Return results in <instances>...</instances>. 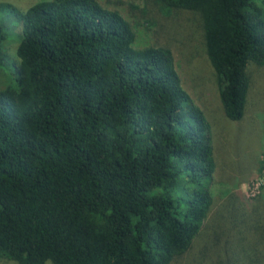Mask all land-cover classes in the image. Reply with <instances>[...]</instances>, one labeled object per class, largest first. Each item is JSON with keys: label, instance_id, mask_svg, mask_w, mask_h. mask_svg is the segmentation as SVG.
<instances>
[{"label": "trees", "instance_id": "trees-1", "mask_svg": "<svg viewBox=\"0 0 264 264\" xmlns=\"http://www.w3.org/2000/svg\"><path fill=\"white\" fill-rule=\"evenodd\" d=\"M149 1L165 17L198 13L224 115L239 120L248 66L264 65V0ZM7 13L20 26L18 60L4 49ZM135 39L99 0L0 2V258L172 264L203 235L214 205L209 122L171 46ZM227 215L223 227L264 234V185Z\"/></svg>", "mask_w": 264, "mask_h": 264}, {"label": "rangeland", "instance_id": "rangeland-1", "mask_svg": "<svg viewBox=\"0 0 264 264\" xmlns=\"http://www.w3.org/2000/svg\"><path fill=\"white\" fill-rule=\"evenodd\" d=\"M37 1L0 0L22 10ZM99 1L105 7L118 8L132 24L136 32L135 46L141 47L161 40L171 46L182 85L195 104L202 108L210 125L216 165L210 183L214 205L203 235L196 239L190 252L172 264H226V259L238 260L243 252L249 253L251 258L263 257L264 234L253 231L244 233L240 223H226L227 226L223 227L225 222L221 214L224 218L231 209H239V205L248 206L264 185V65L248 66L250 86L244 112L239 120H230L224 115L219 100L214 73L205 52L198 13L175 9L165 17L149 0ZM14 20L7 13L4 23L12 35L10 37L9 33L10 38L5 42L4 49L10 58L18 60L16 48L20 26ZM157 21L166 23L167 33L157 34L153 24ZM243 196L247 202H241ZM255 222L260 223L259 220ZM262 224L264 227V222ZM250 262L253 261L244 264ZM0 264L16 262L0 258ZM259 264H264V259Z\"/></svg>", "mask_w": 264, "mask_h": 264}]
</instances>
